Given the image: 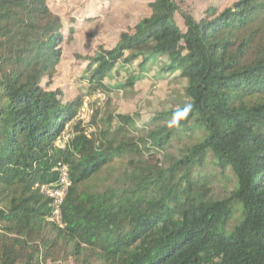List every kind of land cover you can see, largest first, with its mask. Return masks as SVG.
<instances>
[{
  "label": "trees",
  "instance_id": "obj_1",
  "mask_svg": "<svg viewBox=\"0 0 264 264\" xmlns=\"http://www.w3.org/2000/svg\"><path fill=\"white\" fill-rule=\"evenodd\" d=\"M148 8L81 58L84 93L66 101L48 89L61 19L47 0H0V264H264V0ZM153 70L183 99L142 125L109 110ZM96 93L106 108L84 123ZM58 164L71 180L59 224L41 192Z\"/></svg>",
  "mask_w": 264,
  "mask_h": 264
},
{
  "label": "rangeland",
  "instance_id": "obj_2",
  "mask_svg": "<svg viewBox=\"0 0 264 264\" xmlns=\"http://www.w3.org/2000/svg\"><path fill=\"white\" fill-rule=\"evenodd\" d=\"M178 2L181 9L199 16L206 8L222 10L229 7L234 0H178ZM47 4L52 13L61 19L63 32L66 34L61 45V62L48 89L52 91L60 89L66 101L74 100L84 93L83 84L79 80L85 65L81 58L92 55L98 47L105 49L114 47L121 32L149 15V0H47ZM84 15H93L94 18L84 20ZM69 27L74 28L70 38L67 36ZM132 68L131 66L119 68L120 77L108 83L114 85L121 81L125 77V72ZM153 75L154 70L133 89L111 94L109 110L117 114H137L139 116L137 124L142 125L156 114L171 109L183 99L180 84L168 78L155 80ZM105 101L106 97L102 93L84 97L77 118L87 123L95 110L106 108ZM221 185L222 182L218 187Z\"/></svg>",
  "mask_w": 264,
  "mask_h": 264
},
{
  "label": "built area",
  "instance_id": "obj_3",
  "mask_svg": "<svg viewBox=\"0 0 264 264\" xmlns=\"http://www.w3.org/2000/svg\"><path fill=\"white\" fill-rule=\"evenodd\" d=\"M57 182L55 185L44 186L41 192L51 201L52 220L59 224L61 219V206L64 197L71 186L68 167L58 164L55 168Z\"/></svg>",
  "mask_w": 264,
  "mask_h": 264
}]
</instances>
